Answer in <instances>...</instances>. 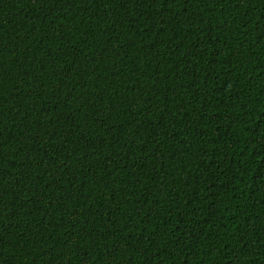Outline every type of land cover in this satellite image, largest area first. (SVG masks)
<instances>
[{
  "label": "trees",
  "instance_id": "1",
  "mask_svg": "<svg viewBox=\"0 0 264 264\" xmlns=\"http://www.w3.org/2000/svg\"><path fill=\"white\" fill-rule=\"evenodd\" d=\"M0 264H264V0H0Z\"/></svg>",
  "mask_w": 264,
  "mask_h": 264
}]
</instances>
